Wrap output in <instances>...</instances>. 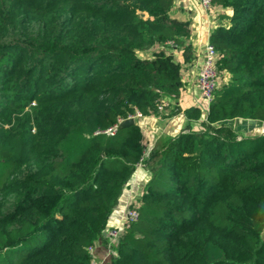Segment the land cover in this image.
<instances>
[{
  "label": "trees",
  "instance_id": "16d2710c",
  "mask_svg": "<svg viewBox=\"0 0 264 264\" xmlns=\"http://www.w3.org/2000/svg\"><path fill=\"white\" fill-rule=\"evenodd\" d=\"M174 1L0 0V264H90L145 148L137 122L103 130L159 113L184 84L172 51L194 58ZM214 3L232 8L209 39L230 77L201 129L144 158L112 264H264V134L220 123L264 120V0Z\"/></svg>",
  "mask_w": 264,
  "mask_h": 264
},
{
  "label": "crops",
  "instance_id": "0c3cea01",
  "mask_svg": "<svg viewBox=\"0 0 264 264\" xmlns=\"http://www.w3.org/2000/svg\"><path fill=\"white\" fill-rule=\"evenodd\" d=\"M232 8L214 3L210 10L203 8L201 0H175L170 9L172 18L187 24L189 37L187 42L192 45L194 58L185 61L184 49H174L176 60L183 64V86L178 95H167L162 101L165 104L163 110L156 114H143L136 118L144 136V158L146 159L152 150L157 148L159 142L169 136H175L182 131L199 130L202 128V121L205 119V101L198 87L197 77L199 67L203 58L206 42L214 28L221 24H228V16ZM230 73L226 70L220 72L219 83L227 81ZM191 106L199 107L201 115L199 118L188 117L185 110ZM179 107V108H177ZM230 125L235 131L242 135L264 134V120L258 118L232 117L220 123ZM151 178V171L145 160L137 164L135 170L126 182L117 206L111 212L106 227L102 234L95 240L92 251V258L95 264H112L117 254L118 239L108 235L109 228L119 226L124 221L127 206L137 202L148 181Z\"/></svg>",
  "mask_w": 264,
  "mask_h": 264
},
{
  "label": "built area",
  "instance_id": "2783aa9c",
  "mask_svg": "<svg viewBox=\"0 0 264 264\" xmlns=\"http://www.w3.org/2000/svg\"><path fill=\"white\" fill-rule=\"evenodd\" d=\"M201 4L204 9L210 10L214 5V0H201ZM217 59H218V50L215 45L209 40L205 44L203 58L199 67L197 83L198 87L201 91L202 97L205 101V109L206 111L209 109L210 104L214 97V92L219 84V75L220 70L217 67ZM165 104L163 102L158 104V109L163 110ZM143 113L139 110H136L133 114L128 115L127 117H140ZM126 117V118H127ZM125 118H119L118 122L113 124L112 126L104 129L103 131L109 134H113L118 126H120V122ZM144 160V155L138 164H142ZM138 217V209L135 202L129 204L125 211L124 221L119 226H113L109 228L108 235L113 239H120L126 229L131 225V223L137 219ZM94 246L90 247V251L92 252ZM90 264H95L94 259H91Z\"/></svg>",
  "mask_w": 264,
  "mask_h": 264
},
{
  "label": "water",
  "instance_id": "95a60500",
  "mask_svg": "<svg viewBox=\"0 0 264 264\" xmlns=\"http://www.w3.org/2000/svg\"><path fill=\"white\" fill-rule=\"evenodd\" d=\"M135 122H136V118H134V117H127V118L123 119L120 122V126H125V125L132 124V123H135Z\"/></svg>",
  "mask_w": 264,
  "mask_h": 264
},
{
  "label": "rangeland",
  "instance_id": "374dc122",
  "mask_svg": "<svg viewBox=\"0 0 264 264\" xmlns=\"http://www.w3.org/2000/svg\"><path fill=\"white\" fill-rule=\"evenodd\" d=\"M33 103H35V101H34ZM28 107H29V106L26 107V110H27ZM36 132H37V128H36V126H35L34 129L32 130V133L35 134Z\"/></svg>",
  "mask_w": 264,
  "mask_h": 264
}]
</instances>
